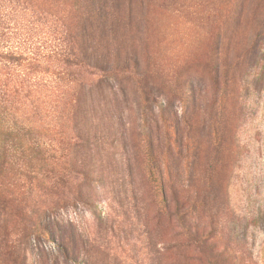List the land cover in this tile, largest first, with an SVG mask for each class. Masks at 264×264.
<instances>
[{"label": "rangeland", "instance_id": "rangeland-1", "mask_svg": "<svg viewBox=\"0 0 264 264\" xmlns=\"http://www.w3.org/2000/svg\"><path fill=\"white\" fill-rule=\"evenodd\" d=\"M112 1L102 82L71 0H0V264H264V0Z\"/></svg>", "mask_w": 264, "mask_h": 264}, {"label": "trees", "instance_id": "trees-1", "mask_svg": "<svg viewBox=\"0 0 264 264\" xmlns=\"http://www.w3.org/2000/svg\"><path fill=\"white\" fill-rule=\"evenodd\" d=\"M71 1L73 3V9L80 17V25H78L77 31L79 40L81 42V47L84 50L81 54H76V51L73 49L67 50L64 58H61L64 64L67 66L78 65V59H80L84 64L91 67L98 74L101 73L103 75V77L100 78V81L102 80V82L105 80L107 81L110 76H113L115 79L118 78L121 73L130 74V71H132L131 67L129 65H123L119 57H111L110 53L111 36L117 25L116 7L113 1ZM258 33L264 41V27ZM0 61L21 66L27 61V58L22 54L0 51ZM24 148V146H18L20 158L23 157L26 152V149ZM32 152H35L34 154L31 153L34 155V157L41 153L40 149L36 147H33ZM14 154L15 152L12 151L8 145H3V147L0 149V157H6L10 155L15 156ZM147 156L148 170L151 180L156 188H162L161 185L158 184L159 179L157 177V159L151 148L149 149ZM19 172H21V169H19ZM21 174L26 173L25 171H22ZM159 195L161 197V204H166V207L170 208V205H168L170 201L166 195H164L162 191L159 192ZM173 198V201L178 203V199L175 197V195H173Z\"/></svg>", "mask_w": 264, "mask_h": 264}]
</instances>
